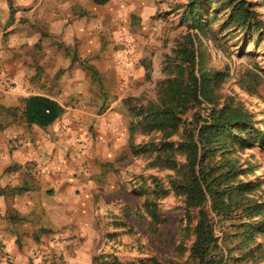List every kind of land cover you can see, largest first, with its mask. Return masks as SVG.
<instances>
[{"label":"rangeland","instance_id":"rangeland-1","mask_svg":"<svg viewBox=\"0 0 264 264\" xmlns=\"http://www.w3.org/2000/svg\"><path fill=\"white\" fill-rule=\"evenodd\" d=\"M247 2L264 24V0ZM188 4L189 0H109L95 11L100 18L88 24L91 36L96 39L95 45L106 51L107 56L104 73L89 69L94 77V89L102 92L95 104L96 114L112 108L110 113L119 119L115 133L108 135L107 155L85 160L84 164L94 187L96 257L112 253L125 264H139L138 260L149 252L164 262L176 257L175 249L182 242L187 224L183 196L171 192L160 200V214L162 218L167 216V220L158 225L130 218L128 221L135 231L132 234L117 225L124 221L125 205L144 199L134 194L140 184L138 176L154 174L169 188L167 176L173 172L150 166L152 158L146 145L152 142L156 145L162 140L179 142L188 133L198 141L199 131L210 119L214 105L243 108L257 121L256 128L264 132V39L258 41L257 34H248L230 25L226 20L229 9L221 10L219 2L200 5L201 16L207 19H202L206 26L204 34L192 26ZM195 39V52L199 48L206 66L220 72L219 83L213 86L210 95L212 103L202 97L199 101L192 99L198 70L180 57L183 48L191 50V41ZM128 100L129 104L139 107H146L150 102L161 106L163 115L159 120L167 125L176 122L174 116L181 118L177 132L168 138L162 131L143 134ZM134 147L147 148V151L135 153ZM229 157L243 165L240 180L256 186L248 196L264 200V144L255 142L242 151L233 149ZM221 158L219 154L217 159ZM177 159L185 161L184 155L178 154ZM13 216L12 212L0 214V222ZM257 220L242 216L240 211L222 221L215 219L216 234L230 264H264V232L261 231L264 226L258 227L260 232L254 240H247L245 250L240 248L244 237L236 233L235 227ZM109 233L115 236H108ZM235 258L240 261L236 263ZM100 259L97 264H101Z\"/></svg>","mask_w":264,"mask_h":264},{"label":"crops","instance_id":"crops-1","mask_svg":"<svg viewBox=\"0 0 264 264\" xmlns=\"http://www.w3.org/2000/svg\"><path fill=\"white\" fill-rule=\"evenodd\" d=\"M101 5L0 0V214L15 217L0 222V264H97L84 164L107 155L119 120L112 108L96 114L102 92L89 71L107 68L88 30ZM31 96L56 101L63 113L48 126L30 124Z\"/></svg>","mask_w":264,"mask_h":264},{"label":"trees","instance_id":"trees-1","mask_svg":"<svg viewBox=\"0 0 264 264\" xmlns=\"http://www.w3.org/2000/svg\"><path fill=\"white\" fill-rule=\"evenodd\" d=\"M107 1L95 0L97 4H105ZM213 2H219L221 10L229 9L226 20L230 25L238 26L248 34H257L258 41L264 39V34L261 33L264 24L256 17L255 10L249 7L247 0H189L187 14L193 27L205 34L206 26L202 19L206 18L201 16L203 10L200 5H211ZM214 16L213 13L211 17ZM191 42V50L183 48L180 57L198 70L192 88V99L199 101V97H202L211 102L210 95L213 86L219 83L217 80L220 72L206 66L204 54H200L199 48L195 52L197 40ZM128 105L143 134L162 131L165 138H168L177 132L181 118L174 116L176 122L165 124L163 120H159L163 109L156 103L150 102L146 107H139L129 104L128 100ZM62 113L63 107L47 97L31 96L25 99V116L30 124L48 126ZM256 124L253 115L241 107L214 105L210 119L199 131L198 141L188 133L179 142L162 140L156 145L154 142L146 145L152 158L150 166L173 172L167 176L169 188L154 174L148 177L138 176L140 184L134 194L144 196V199L124 206V221L117 224L118 227H124L132 234L135 231L133 224L128 221L130 218L149 220L157 225L166 221L167 216L162 218L163 215L160 214L159 202L171 192L184 197L187 224L183 229L182 242L175 249V258L164 262L153 252H149L138 260L139 264H230L225 248L219 243L215 219L222 221L238 211L246 218L258 219L251 224L235 226L236 233L244 237L240 248L245 250L248 247L247 240H254L258 236V227L264 226V200L248 196L256 186L240 180L243 165L229 157L233 149L242 151L254 146L255 142L264 144V132L256 128ZM154 147L157 151L155 156ZM133 149L135 153L147 151V148L142 147ZM178 154L184 155V162L177 159ZM219 154L221 159H217ZM261 231L264 232V228ZM108 236L115 234L109 233ZM97 259H100L101 264H125L112 253H102ZM239 261V258H235L236 263Z\"/></svg>","mask_w":264,"mask_h":264},{"label":"bare ground","instance_id":"bare-ground-1","mask_svg":"<svg viewBox=\"0 0 264 264\" xmlns=\"http://www.w3.org/2000/svg\"><path fill=\"white\" fill-rule=\"evenodd\" d=\"M258 172H260V173H261V172H262V169L260 168V169L258 170Z\"/></svg>","mask_w":264,"mask_h":264}]
</instances>
